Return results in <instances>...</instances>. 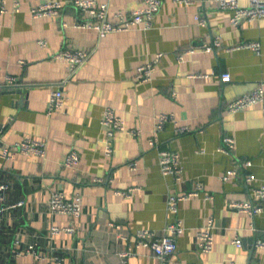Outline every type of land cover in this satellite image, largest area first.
I'll list each match as a JSON object with an SVG mask.
<instances>
[{
  "label": "crops",
  "instance_id": "crops-1",
  "mask_svg": "<svg viewBox=\"0 0 264 264\" xmlns=\"http://www.w3.org/2000/svg\"><path fill=\"white\" fill-rule=\"evenodd\" d=\"M49 1L65 7L34 18L31 8ZM70 1L19 0L20 9L14 11L8 0V11L0 16V79L11 76L20 82L0 89V183L11 182L0 207L25 202L0 212V264H159L151 247L137 246L135 234L144 229L163 234L174 218L167 210L168 194L189 192L196 182L204 186L200 195L179 203L177 218L184 231L173 259L179 264H264V249L255 245L264 240V212L254 216L229 207L233 201H251L254 189L264 184V109L261 104L237 113L225 108L264 80V18L235 27L232 12L219 10L215 0H163L150 29L100 38L96 30L76 26L89 15ZM99 1L107 2L111 13L131 14L144 6V0ZM197 15L206 19L205 26ZM215 36H221L223 46L203 51ZM247 41H259L261 53L229 49ZM190 47L196 51L178 61L177 54ZM63 49L92 54L72 72L70 63L56 56ZM159 54L152 80L136 81L137 68ZM224 72L230 73V82L222 81ZM56 88L63 91L65 104L49 114ZM106 107L138 132H117L111 157L105 154ZM161 113L173 114L177 124L156 132ZM176 125L191 131L179 134ZM224 136L235 139L231 153L220 150ZM153 137L156 147L149 145ZM24 138L44 142L46 156L16 149ZM6 148L10 157L3 155ZM159 150L179 154L182 182L162 173ZM71 151L80 156L75 168L63 165ZM132 161L136 169L130 168ZM232 168L239 175L223 180ZM249 176L253 179L247 181ZM132 187L138 190L130 197L117 193ZM55 191L69 199L81 196L79 218L51 213ZM210 217L216 225L214 246L202 252L196 235ZM52 226H73L75 232L51 235Z\"/></svg>",
  "mask_w": 264,
  "mask_h": 264
},
{
  "label": "built area",
  "instance_id": "built-area-1",
  "mask_svg": "<svg viewBox=\"0 0 264 264\" xmlns=\"http://www.w3.org/2000/svg\"><path fill=\"white\" fill-rule=\"evenodd\" d=\"M184 2L186 4L193 3L195 0H175ZM242 0H215L217 8L219 10H228L232 12L231 23L235 27H239L243 21H252L264 18V0H246L247 5H241ZM163 0H144V6L134 10L131 14H125L120 11L111 13L109 4L107 2H101L99 0H71L70 4L77 8L83 14L89 15V18L80 19L76 26L79 28L94 29L98 32L100 38L107 36L112 32L130 31L135 28L150 29L153 25V20L156 14L159 12L162 6ZM8 0H0V16L8 11ZM65 7V4L60 1H49L43 4H39L31 8V14L34 18L55 15L60 13ZM14 11H19V0H13ZM196 19L199 24L205 26L207 24L206 19L197 15ZM44 44V42H40ZM223 46L221 36H215L211 41L206 42L202 46V50L205 52H211L219 47ZM230 50L237 49H250L256 54L261 53V43L259 41H247L240 44L231 46ZM196 51L195 48L190 47L177 54L178 61H184L188 55L193 54ZM90 51L84 50H70L63 49L56 54L59 58L66 59L70 65L72 72H76L81 66H83L91 56ZM162 54H159L154 60L141 65L137 68L135 74V80L139 82L151 81L153 78L156 65L160 60ZM194 76H198L195 74ZM223 82H230L231 75L229 72L221 74ZM20 82L15 77H7L6 80L0 79V89L18 87ZM175 92L172 93L174 97ZM65 95L60 88L52 90L49 100L48 113L51 114L54 111L60 110L64 107ZM257 104H261L264 109V80L259 82L257 86L250 92H247L235 99H232L226 103V111L228 113H237L242 110L248 109ZM173 122L177 124V120L173 114L161 113L156 118V132L164 129L167 123ZM102 124L106 127L107 142L105 148V154L109 157L113 155L114 145L113 139L115 134L120 131H127L133 135L138 132L136 130H129L125 125V121L115 111L113 107H106L103 113ZM176 130L179 134L187 133L191 131V128L187 125H176ZM157 139L155 137L150 138L149 145L151 147L157 146ZM16 149L20 150L24 154H31L40 157L46 156V144L42 141H37L32 138H24L15 144ZM235 149V139L231 136H224L222 139V145L220 150L225 153H231ZM5 157H10V149L6 148L3 152ZM159 165L162 173L165 176H172L176 182H182V167L179 154L172 150H159ZM80 163V156L78 152L71 151L67 154L63 165L67 168H75ZM250 162H246L249 165ZM131 169H136L137 163L135 161L129 162ZM238 170L229 169L222 179L227 181L233 177L238 176ZM253 179V176L246 178L247 181ZM96 182H102L103 180L98 178ZM11 189V182L5 181L0 183V200H4L6 193ZM204 186L200 182L194 184V188L182 194L170 193L167 196L166 205L168 213L174 218L170 220L163 234L152 230H139L135 234L137 246H149L153 250L154 255L158 258L159 264H179L173 259V255L177 251L178 238L184 231L183 223L177 218L179 210V203L181 200L187 199L192 196H198L203 191ZM138 188L132 187L125 191H118L125 197H130ZM207 197H211L207 195ZM24 201L20 200L14 204H9L0 207V212L8 209L22 207ZM230 208H235L243 212H247L252 215H258L264 212V184L254 189V198L251 201L246 202H230ZM49 208L53 214H65L72 218H79L82 214L81 196L76 194L72 199L67 198L63 192H53L49 201ZM118 227H121L118 225ZM215 220L210 217L206 225L198 230L196 235V244L199 250L202 252H210L213 250L214 238H215ZM75 227L66 226L58 227L52 226L50 228L51 235H58L60 233L74 234ZM124 237V236H122ZM239 246L242 242L239 238L234 240ZM256 247L264 249V240L257 239L255 243ZM33 251V246H30L29 251ZM131 255L130 253L124 254L125 257ZM126 264V263H125Z\"/></svg>",
  "mask_w": 264,
  "mask_h": 264
}]
</instances>
